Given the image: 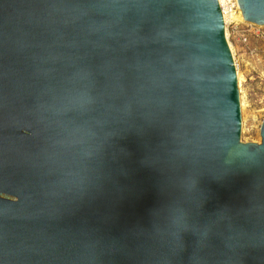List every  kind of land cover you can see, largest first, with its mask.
I'll list each match as a JSON object with an SVG mask.
<instances>
[{
  "label": "water",
  "instance_id": "95a60500",
  "mask_svg": "<svg viewBox=\"0 0 264 264\" xmlns=\"http://www.w3.org/2000/svg\"><path fill=\"white\" fill-rule=\"evenodd\" d=\"M241 131L218 0H0V264H264Z\"/></svg>",
  "mask_w": 264,
  "mask_h": 264
},
{
  "label": "rangeland",
  "instance_id": "374dc122",
  "mask_svg": "<svg viewBox=\"0 0 264 264\" xmlns=\"http://www.w3.org/2000/svg\"><path fill=\"white\" fill-rule=\"evenodd\" d=\"M228 26L229 47L240 77L241 142L261 144L264 122V26L249 27L244 19Z\"/></svg>",
  "mask_w": 264,
  "mask_h": 264
},
{
  "label": "built area",
  "instance_id": "2783aa9c",
  "mask_svg": "<svg viewBox=\"0 0 264 264\" xmlns=\"http://www.w3.org/2000/svg\"><path fill=\"white\" fill-rule=\"evenodd\" d=\"M220 8L222 10L223 15L227 13L228 15L230 14H237L238 16H241L242 13L240 11L239 5H238V0H224L225 4H221L220 0H218ZM224 17V16H223ZM240 23L237 24H232L230 27H234L239 25ZM242 25H248V24H243ZM249 27H253L251 25H248Z\"/></svg>",
  "mask_w": 264,
  "mask_h": 264
},
{
  "label": "bare ground",
  "instance_id": "6f19581e",
  "mask_svg": "<svg viewBox=\"0 0 264 264\" xmlns=\"http://www.w3.org/2000/svg\"><path fill=\"white\" fill-rule=\"evenodd\" d=\"M220 3L221 4H225L224 0H220ZM224 22H225V30H226V39H227V42L229 43V35H228V26L232 23H238V22H241L243 21V16H238L237 14H230L228 15L227 13H225L224 15ZM245 21V20H244ZM229 45V44H228ZM232 53V52H231ZM233 56V55H232ZM238 76V75H237ZM238 81H239V84H240V77L238 76Z\"/></svg>",
  "mask_w": 264,
  "mask_h": 264
}]
</instances>
